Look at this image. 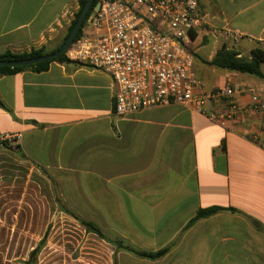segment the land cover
<instances>
[{
    "label": "crops",
    "instance_id": "0c3cea01",
    "mask_svg": "<svg viewBox=\"0 0 264 264\" xmlns=\"http://www.w3.org/2000/svg\"><path fill=\"white\" fill-rule=\"evenodd\" d=\"M201 7L208 24L190 44L207 36V60L223 44L245 57L264 48V0H203ZM77 9L78 0H0V54L55 48ZM205 64L194 66L208 89L233 87L240 106L251 92L264 101L263 79ZM114 89L108 73L58 61L43 72L0 76L3 159L47 169L66 205L109 240L166 249L141 257L94 233L114 253L111 264H264V113L222 124L172 103L120 117ZM206 109L224 113L228 105ZM50 196L55 201L51 182ZM210 207L221 209L189 224Z\"/></svg>",
    "mask_w": 264,
    "mask_h": 264
},
{
    "label": "built area",
    "instance_id": "2783aa9c",
    "mask_svg": "<svg viewBox=\"0 0 264 264\" xmlns=\"http://www.w3.org/2000/svg\"><path fill=\"white\" fill-rule=\"evenodd\" d=\"M207 24L199 0H98L85 31L65 52L69 60L111 76L113 110L120 117L172 103L190 105L222 124L239 113H264L256 92L240 106L233 87L208 89L196 72L191 34ZM221 31L234 42L241 38ZM218 33L214 28L213 35ZM211 102H226L228 109L209 111Z\"/></svg>",
    "mask_w": 264,
    "mask_h": 264
},
{
    "label": "rangeland",
    "instance_id": "374dc122",
    "mask_svg": "<svg viewBox=\"0 0 264 264\" xmlns=\"http://www.w3.org/2000/svg\"><path fill=\"white\" fill-rule=\"evenodd\" d=\"M78 10L79 5L59 44L67 36ZM208 42V37L203 36L201 42L189 45L196 66H204L202 59L208 56L209 48L201 46ZM3 156L4 151H0V264H25L30 251L43 238L46 242L35 264L113 262L114 253L109 246L88 232L77 219L61 212L55 193V201L51 200V181L45 173L25 167L16 159L9 162Z\"/></svg>",
    "mask_w": 264,
    "mask_h": 264
},
{
    "label": "trees",
    "instance_id": "16d2710c",
    "mask_svg": "<svg viewBox=\"0 0 264 264\" xmlns=\"http://www.w3.org/2000/svg\"><path fill=\"white\" fill-rule=\"evenodd\" d=\"M87 1L88 0H78L79 10L75 14V18L69 27V32H68L67 36L62 40V42L58 46H56L55 48H52L50 50L42 47V48H38V49L33 48L30 51H24V52L6 51V52L0 54V60H18V59L40 57L43 55L55 53L56 51L61 49V47L64 45L68 35L73 30L75 23H76L77 19L79 18L82 10L84 9ZM202 1L203 0H199L200 5H201ZM97 2H98V0L93 1L92 6H91L87 16L85 17L78 33L76 34L75 40H77L85 31V29L87 27L88 19L91 16ZM191 36H192V38H194L196 36V33L192 32ZM202 60L204 63H206L210 66L216 67V68L246 73V74H250V75L256 76V77L264 80V72L262 71V63H264V48L262 46H256L255 48H253L251 50L250 57H245V56H242L238 50H236L232 47H229L226 44H223L221 46V48L216 52V54L210 60H207V59H202ZM53 61H58L61 63H66V64L73 63L77 66H81L77 62L69 60L66 56V52H64V53L60 54L59 56H57L53 59L41 61V62L31 64L28 66H14V67L0 66V76L12 74V73H16V72H20V71H24V70H33L35 72H43V71H46L49 69L50 64ZM0 107L6 108V105L4 104V102L2 101L1 98H0ZM0 146L8 147L9 145L5 141H2V142H0ZM13 149L17 153H19L20 155L25 156L21 152L19 147H14ZM40 169L51 180L53 190H54V193L56 196V202L59 206V209L61 211H64L65 213L73 216L75 219H77L79 221V223L88 232H93V233L97 234L98 236H100L101 238H103V239L109 241L110 243L114 244L116 246V250L129 251V252L134 253V254L141 256V257L157 258V257L162 256V254L165 252L166 249H162V250H159L157 252H148V251L140 250V249L134 247L133 245H131L130 243H125V241L121 237L117 238L116 240H109L108 237L105 235L104 230L101 226H99L98 224H96L92 221L85 219L79 213H77L76 211H74L73 209L69 208L66 205V203L64 202V200L60 196V193L58 192L55 179L51 176V174L48 172L47 169H45L43 167H40ZM220 209H221V207H210V208H206V209H200L197 212V214L195 215V217L189 222V224L194 223L196 220H198L200 218L207 217V216L217 212ZM45 242H46V238H43L39 242V244L30 252L29 258L27 261H25V264H35L36 263L37 255L40 252L41 248L44 246Z\"/></svg>",
    "mask_w": 264,
    "mask_h": 264
},
{
    "label": "water",
    "instance_id": "95a60500",
    "mask_svg": "<svg viewBox=\"0 0 264 264\" xmlns=\"http://www.w3.org/2000/svg\"><path fill=\"white\" fill-rule=\"evenodd\" d=\"M94 0H88L84 9L82 10L79 18L76 21V24L73 28V30L71 31L70 35L67 37L64 45L61 47V49H59L58 51H56L55 53H51L48 55H43L40 57H34V58H27V59H18V60H0V66H28L31 64H35L41 61H45V60H49V59H53L57 56H59L60 54L64 53L68 47L72 44V42L75 40L76 34L78 33L85 17L87 16L92 3Z\"/></svg>",
    "mask_w": 264,
    "mask_h": 264
}]
</instances>
